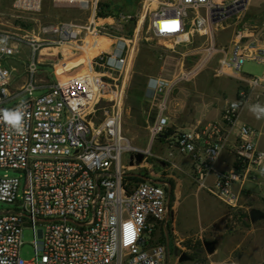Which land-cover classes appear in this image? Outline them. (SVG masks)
<instances>
[{"label": "built area", "instance_id": "built-area-1", "mask_svg": "<svg viewBox=\"0 0 264 264\" xmlns=\"http://www.w3.org/2000/svg\"><path fill=\"white\" fill-rule=\"evenodd\" d=\"M249 1L175 0L152 12L149 23L158 39L170 40L174 46H197V59L185 73L147 82L155 108L148 129L150 146L167 138L169 153L191 160L196 188L229 209L238 206L243 184L264 173V152L256 148V131L239 121L244 94L223 110L218 121L169 138L164 136L169 126L166 111L176 86L212 61L216 77L240 79L245 62L264 66V40L236 36L227 46L215 40V27L228 13L245 11ZM42 2L13 0L11 9L36 16ZM52 5L76 8L88 16L85 22L39 27L28 41L29 55L18 87L15 70L5 62L16 56L20 44L8 35L0 36V110L22 105L25 128L18 134L0 120V170L18 175L0 177V203L12 206L0 211V264H168L169 244L155 243L153 238L156 233L168 236L170 186L158 181L147 166L149 150L132 148L120 130L125 85L119 79L128 67L131 41L113 37L114 19L98 16L97 0H52ZM101 39L104 42L98 43ZM50 50L59 54L60 63L81 56L84 60L62 74H57L55 65L54 80L47 83L39 78L43 73L39 66L53 57ZM246 83L249 89L264 86V75ZM37 91L42 93L34 97ZM18 96L25 98L5 107ZM103 101L110 105L96 108ZM101 110L104 117L96 122ZM224 150L233 154L235 166L215 172ZM126 153L133 166L121 165ZM136 153L143 155L140 164L133 158ZM137 167L147 169L146 177L155 183H129V169ZM24 226L33 237L30 260L19 256ZM176 261L179 264V257Z\"/></svg>", "mask_w": 264, "mask_h": 264}, {"label": "rangeland", "instance_id": "rangeland-1", "mask_svg": "<svg viewBox=\"0 0 264 264\" xmlns=\"http://www.w3.org/2000/svg\"><path fill=\"white\" fill-rule=\"evenodd\" d=\"M12 1H0V36L8 35L11 41L20 44L16 56L8 58L5 62L6 66L15 70L14 86L18 87L23 79L22 66L29 55L28 41L37 34L39 27L69 20L85 22L88 13L76 8H54L52 0H43L38 15L26 16L12 11ZM163 1L174 3L175 0H97L99 17L114 19L116 27L111 32L113 37L122 36L123 39L131 41L127 47L128 67L126 73L123 71L119 79V82L125 85L121 105V134L132 148L139 151L149 150L150 156L147 157L146 164L151 168V172L157 176L158 181L169 184L171 191L176 190V197L172 196L173 209H170L169 224H173V232H168V236L172 238L168 264H178L173 253L174 248L177 256L187 259L179 264H257L264 259V220L251 223L249 210L257 209L264 212V187L253 188L247 184L252 191L242 193L238 206L229 209L205 191L196 188L188 170H184L187 161L176 152H170L169 156L170 150L163 144V140L150 146L148 129L154 118L155 108L147 92L148 80L152 77L168 80L176 78L181 72L189 70L197 59L196 45L174 46L172 41L158 39L150 31L151 13L159 10ZM141 14L142 22L135 32ZM228 15L224 22L215 27L217 44L230 42L236 36L249 40H264V0H250L245 11L239 14L230 12ZM122 17L130 19L123 21L120 20ZM47 52H53L54 55L51 58L46 57V61L39 66L43 72L39 78L48 83L54 80L52 73L55 65L56 71H59L61 69L59 66H62L63 62L60 63V56L55 55L56 51ZM208 66L213 67V62ZM205 74L208 78L198 76L188 83L179 84V90L173 91L175 94L172 110L178 109V103L180 105L186 102L188 106L192 105L199 96L217 99L213 108L218 109L217 106L227 100L229 95L232 94L236 102L240 93L248 100L254 91V88L249 89L247 83L241 79L214 78L209 72ZM262 74L264 66L254 62H245L240 72L243 78H259ZM184 90L189 93L183 95ZM41 93L35 92L34 97ZM24 98L18 96L5 107H11ZM108 105L110 104L103 101L96 108ZM251 106L245 105L239 116L259 131L258 148L264 150V117L258 119L250 111ZM103 117L102 110L97 111L95 121L101 122ZM130 156V153L122 156L123 167L130 163ZM147 172V169L139 167L129 169L130 176L141 180L148 175ZM5 174L18 176L11 171L0 170V177ZM261 177L264 179V176ZM138 183L132 182V185ZM10 209L12 206L0 203V211ZM32 239L30 228L24 226L21 234L22 246L19 250V256L23 260H30L33 257ZM205 241L217 242L211 255L204 250Z\"/></svg>", "mask_w": 264, "mask_h": 264}, {"label": "crops", "instance_id": "crops-1", "mask_svg": "<svg viewBox=\"0 0 264 264\" xmlns=\"http://www.w3.org/2000/svg\"><path fill=\"white\" fill-rule=\"evenodd\" d=\"M165 1L161 2V8L160 9H163L165 7V5H168V4H173V3H170V2H167V3H164ZM175 2V1H174ZM217 43V42H216ZM220 43V42H219ZM230 42H225V43H222V44H218L219 46H227ZM213 62V61H212ZM212 62H210L209 64H211ZM209 64H207V66H205L204 68H202L193 78H191L188 82L192 81L194 78L198 77L201 78V77H205V78H208L207 77V74L205 73H211L212 76L214 78H222V77H230V76H221V77H216L214 74H213V67H214V62H213V67L212 66H208ZM264 75V74H262ZM198 78V79H199ZM233 78V77H231ZM252 78V77H251ZM251 78H243L240 76V79L242 81H247ZM260 78V77H259ZM238 79V78H237ZM188 82H181L180 84L182 83H188ZM179 85L176 86V88L173 90H179ZM185 94H188L189 92L188 91H183V95ZM175 94L174 92H172L171 94V97L169 99V104H168V107H167V111H166V115L167 117L169 118V126H168V130L170 132V135L169 136H172V135H176L178 133H181V132H187L189 130H192L193 128L197 127V126H204L208 123H211V122H215V121H218L221 117V114L223 112V110L227 107V106H230L232 105L235 101H234V98H233V95H229L228 99L225 100L222 104L218 105V109H214V105H216V101L217 99H214V98H211V99H206V98H200L201 96H199V98H197L196 100L193 101L192 105L188 106L186 104V102H182L178 103L177 106L178 109L176 110H172V102L174 100V95ZM256 105V104H260L262 106H264V86H261V87H256L254 88V91L249 95L248 97V100H245V103L243 104L242 108L245 106V105ZM213 108V109H212ZM241 108V110H242ZM172 110V111H171ZM241 110H240V113H241ZM239 113V115H240ZM204 116L206 118H204ZM239 121L242 123V124H245L249 127H251L253 130L256 131V138H255V144H256V148L262 152H264V150H261L258 148V142H259V131L252 127V124H250L247 120H243V119H240V116H239ZM169 138V137H168ZM160 140H163V144L166 146V141H167V138H160L158 141ZM157 141V142H158ZM177 154V153H176ZM179 155V154H178ZM180 157L184 158L187 163L185 162V167L186 169L184 170H188V173L191 177V167H192V163H191V160L186 157V156H182V155H179ZM235 166V158L233 156V154L230 152V151H227V150H224L219 158V160L217 161V163L215 164V172H223V171H227L231 168H233ZM261 176H264V173H262L261 175L255 177L254 180H249V181H246L244 184H243V190L241 192L244 193V192H247V191H252V189L248 188L247 184H250L253 186V188H257V187H264V179H262ZM212 177L211 176L209 178V182L212 180ZM173 195L174 197H176V190L173 191ZM171 209H173L171 207ZM171 218V216H170ZM172 222H173V218H172ZM172 227H173V224H169V221H168V232H173L172 231ZM153 241L156 243V242H164L166 244V241L167 243L169 244V247H170V242H172V238L167 236V239L164 235H161L159 233H156L154 238H153ZM175 251V248L173 250V253ZM176 256V259L177 257H180V256H177L176 254H174ZM169 256V251H168V255ZM168 258V257H167ZM186 261V260H183V262ZM258 264V263H257Z\"/></svg>", "mask_w": 264, "mask_h": 264}, {"label": "clouds", "instance_id": "clouds-1", "mask_svg": "<svg viewBox=\"0 0 264 264\" xmlns=\"http://www.w3.org/2000/svg\"><path fill=\"white\" fill-rule=\"evenodd\" d=\"M250 111L259 119L264 117V106L256 104L251 106ZM0 120H3L16 133L23 134L24 128V110L23 106H17L15 109L0 110Z\"/></svg>", "mask_w": 264, "mask_h": 264}, {"label": "water", "instance_id": "water-1", "mask_svg": "<svg viewBox=\"0 0 264 264\" xmlns=\"http://www.w3.org/2000/svg\"><path fill=\"white\" fill-rule=\"evenodd\" d=\"M133 158H134L136 164H140L142 162V160H143V155L141 153H136L133 156ZM129 165L130 166H133L132 157H130V163H129ZM131 176H133V175H131ZM142 180L143 181H149V182L155 183V181H152V180H150L147 177H143ZM167 194H168V197H170V195H171V189H168L167 190ZM249 220H250L251 223H256L258 221L264 220V212H262L260 210H257V209H250L249 210ZM216 244H217L216 241H205L203 243V247H204L205 252L208 255H211L214 252V250H215ZM166 246L168 247L167 241H166ZM174 254H177L176 250L174 251ZM183 260H187V259H185V257H183V256H180L179 257V263L183 262Z\"/></svg>", "mask_w": 264, "mask_h": 264}, {"label": "bare ground", "instance_id": "bare-ground-1", "mask_svg": "<svg viewBox=\"0 0 264 264\" xmlns=\"http://www.w3.org/2000/svg\"><path fill=\"white\" fill-rule=\"evenodd\" d=\"M142 16L143 15L141 14L140 17H139V21H138V24L136 26L135 32L138 31L139 25L142 22ZM103 42H104L103 39L98 41V43H103ZM85 54H89V52H86ZM93 54L94 53L91 52L90 56L93 55ZM83 60H84V56H81L79 58H75V59H72V60H66L65 62H67V63L64 64L65 62H63L62 66H59V67H61V69L59 71H56V72H57V74H62L64 72H66V71H69L71 68L76 67L79 64H81L83 62Z\"/></svg>", "mask_w": 264, "mask_h": 264}, {"label": "trees", "instance_id": "trees-1", "mask_svg": "<svg viewBox=\"0 0 264 264\" xmlns=\"http://www.w3.org/2000/svg\"><path fill=\"white\" fill-rule=\"evenodd\" d=\"M169 135H170V132L167 131V133H165L164 136L168 137ZM127 181L132 184V182H139L140 183L143 180H141L140 178L133 177V176H128L127 177ZM172 196H173V190L171 191V195H170V203H169V208L170 209H171V205H172Z\"/></svg>", "mask_w": 264, "mask_h": 264}]
</instances>
